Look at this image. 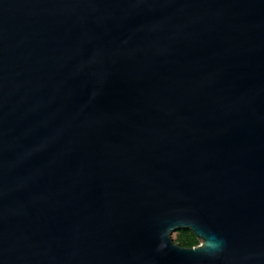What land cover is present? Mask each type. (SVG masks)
<instances>
[{"label":"water","instance_id":"water-1","mask_svg":"<svg viewBox=\"0 0 264 264\" xmlns=\"http://www.w3.org/2000/svg\"><path fill=\"white\" fill-rule=\"evenodd\" d=\"M0 264H264V0H0Z\"/></svg>","mask_w":264,"mask_h":264},{"label":"trees","instance_id":"trees-1","mask_svg":"<svg viewBox=\"0 0 264 264\" xmlns=\"http://www.w3.org/2000/svg\"><path fill=\"white\" fill-rule=\"evenodd\" d=\"M180 238L177 245L183 248H191L197 245V241L190 231L181 229L179 230Z\"/></svg>","mask_w":264,"mask_h":264},{"label":"rangeland","instance_id":"rangeland-1","mask_svg":"<svg viewBox=\"0 0 264 264\" xmlns=\"http://www.w3.org/2000/svg\"><path fill=\"white\" fill-rule=\"evenodd\" d=\"M170 237H171L174 244H178L179 238H180L179 231L172 233Z\"/></svg>","mask_w":264,"mask_h":264}]
</instances>
